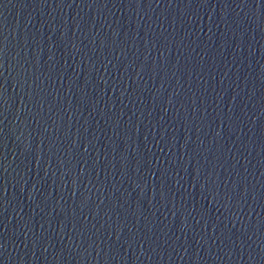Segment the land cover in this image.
<instances>
[{"label": "water", "instance_id": "obj_1", "mask_svg": "<svg viewBox=\"0 0 264 264\" xmlns=\"http://www.w3.org/2000/svg\"><path fill=\"white\" fill-rule=\"evenodd\" d=\"M0 264H264V0H0Z\"/></svg>", "mask_w": 264, "mask_h": 264}]
</instances>
